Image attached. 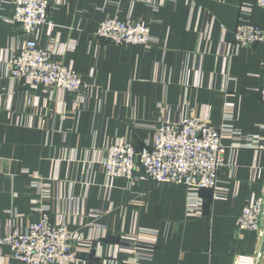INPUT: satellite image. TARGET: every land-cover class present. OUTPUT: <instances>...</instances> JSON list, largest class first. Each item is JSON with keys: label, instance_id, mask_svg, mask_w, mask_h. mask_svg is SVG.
Wrapping results in <instances>:
<instances>
[{"label": "crops", "instance_id": "crops-1", "mask_svg": "<svg viewBox=\"0 0 264 264\" xmlns=\"http://www.w3.org/2000/svg\"><path fill=\"white\" fill-rule=\"evenodd\" d=\"M10 1L0 0V236L46 212L87 245L81 264H232L256 253L264 264V239L236 231L244 206L262 195L264 149L229 150L217 187L194 194L141 170L110 181L101 165L109 145L140 148L184 118L225 128L227 147L264 146V43L233 41L239 24L264 37L257 0H49L52 26L36 42L85 88L31 90L28 108L7 77L22 42ZM114 16L150 25V47L95 38ZM0 264L20 263L0 246Z\"/></svg>", "mask_w": 264, "mask_h": 264}, {"label": "built area", "instance_id": "built-area-1", "mask_svg": "<svg viewBox=\"0 0 264 264\" xmlns=\"http://www.w3.org/2000/svg\"><path fill=\"white\" fill-rule=\"evenodd\" d=\"M11 23L22 39L15 56L8 63V79L19 85L18 94L25 107L31 106L27 92L37 88L61 91L79 96L85 88L81 76L65 66L52 54L40 48L35 36L49 21V0H11ZM264 10V0H257ZM246 11V10H244ZM95 38L117 46H143L153 43L151 27L143 22L120 21L116 16L102 21ZM234 45L249 48L264 43L262 32L248 24H239L233 31ZM264 104V85L259 90ZM230 137L225 128H214L201 118H184L175 124L163 123L155 132L151 144L136 148L131 143L115 142L105 149L101 165L108 180H133L141 170L157 185L169 183L184 186L189 193L214 190L219 170L224 167L229 150L241 147L264 149L236 142L227 147L223 139ZM233 137V136H231ZM237 232H251L264 239V188L262 195L244 208L236 223ZM83 242L70 232L66 224H53L46 212L24 231L12 228L0 236V246H7L10 258L20 264H81ZM87 246V245H86ZM261 254H237L232 264H259Z\"/></svg>", "mask_w": 264, "mask_h": 264}]
</instances>
